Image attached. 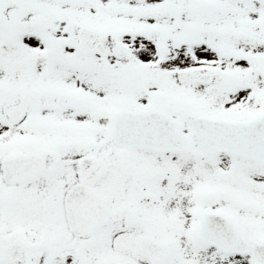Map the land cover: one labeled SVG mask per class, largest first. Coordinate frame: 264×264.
Masks as SVG:
<instances>
[{
	"label": "snow or ice",
	"instance_id": "snow-or-ice-1",
	"mask_svg": "<svg viewBox=\"0 0 264 264\" xmlns=\"http://www.w3.org/2000/svg\"><path fill=\"white\" fill-rule=\"evenodd\" d=\"M0 264H264V0H0Z\"/></svg>",
	"mask_w": 264,
	"mask_h": 264
}]
</instances>
